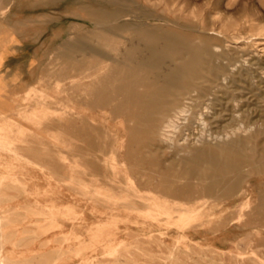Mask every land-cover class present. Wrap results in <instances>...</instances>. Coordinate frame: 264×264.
<instances>
[{
  "label": "bare ground",
  "instance_id": "6f19581e",
  "mask_svg": "<svg viewBox=\"0 0 264 264\" xmlns=\"http://www.w3.org/2000/svg\"><path fill=\"white\" fill-rule=\"evenodd\" d=\"M115 1L129 3V0ZM7 2L0 0L3 4ZM112 15L123 21L116 26L117 30L136 29L128 43L111 31L98 34L99 39L90 47L91 56L98 58L92 72L85 67L79 73L80 78H70L64 86L58 77L52 83L39 82L30 88L27 101L4 115L12 129H0V229L8 217L4 215L16 208L20 198L23 207L30 206L29 185L35 170L49 176L56 174L50 160H38V156L58 158L74 173L67 178L69 185L85 201L97 205L100 212L99 218L91 215L100 221L96 229L113 222L135 224L131 222L133 213L140 215L141 226L160 229L150 235L157 240L164 233L161 231L164 225L167 231H173L178 224L183 238L182 230L189 225L213 228L231 223L241 227L257 221L264 224V62L245 58L248 52L227 49L225 42L233 41L234 37L223 35L222 44H217L212 42L217 35L207 39L197 30L192 35L172 22L161 27L157 21L136 22L119 11ZM100 25L105 24H95ZM134 37L143 41V49L149 55L144 50L141 55L135 54L139 44ZM166 57L170 63L165 62ZM61 69L50 72L51 76L68 75V69ZM63 92L65 97L60 96ZM121 116L128 119L123 130L117 128L121 121H115ZM45 119L63 124L68 138L50 136L54 140L50 147L36 144L33 141L39 132L36 128ZM100 127L114 140L108 157L101 159L73 149L69 133H77L84 140L85 134L97 132ZM126 140L130 144V150L126 151L129 162L121 158L125 154L120 151ZM77 157L98 160L105 169L101 175L113 187L98 184L97 179L83 178L89 175V169ZM150 186L153 194L141 193ZM234 200L240 201L231 205ZM11 201L15 203L6 205ZM229 207L236 214L225 216ZM119 208L124 211L121 216L116 215ZM170 209L178 213L173 215ZM216 211L221 214L215 216ZM217 238L245 251L224 236ZM1 243L0 264H8L1 255ZM136 247L146 256L165 253V262L177 261L182 254L177 245L167 252L156 253L147 247ZM210 248H203L202 252H209ZM250 250L253 263L264 264L261 255L264 246ZM232 254L228 264H239L237 255Z\"/></svg>",
  "mask_w": 264,
  "mask_h": 264
},
{
  "label": "rangeland",
  "instance_id": "374dc122",
  "mask_svg": "<svg viewBox=\"0 0 264 264\" xmlns=\"http://www.w3.org/2000/svg\"><path fill=\"white\" fill-rule=\"evenodd\" d=\"M7 1L8 4L0 3V129L3 131L12 129L5 121L4 115L27 101L32 86L39 82L52 83L56 77L64 86L71 79L80 78L79 73L83 72L85 67L91 68L88 71H93L92 67L96 65L98 58L91 56L90 47L99 39L98 34L111 31L116 36L124 37L125 43L130 41L132 34L137 32L136 29L126 27L117 30L116 26L123 21L113 17L114 11L132 16L136 22L157 21L161 27H166L167 22H172L178 27L182 26L184 31L192 35H195L193 31L197 30V33L207 39L211 35H217L218 38L212 40L217 44H222L223 35L234 37V42H225L227 49L240 53L248 52L245 58H258L259 62H264V0H129L127 4L115 0ZM96 23L105 25L95 26ZM235 33L236 35H233ZM134 40L139 44L135 54L141 55L144 50L143 41L137 37H134ZM120 49L123 50L124 46L120 45ZM144 52L145 55L148 54L147 51ZM164 60L170 63L169 57ZM59 68L63 71L68 69V75L51 76L50 72H56ZM64 93L60 96L65 97ZM118 120L121 121V127L118 124L117 128L125 129L127 117L121 116L115 121ZM36 129L39 131L33 139L36 144H46L50 147L54 141L50 136L68 138L63 131V124L51 123L48 119L43 120ZM68 135L75 151H87L94 157L106 158L113 149L114 140L106 135L103 127L97 132L85 134L84 140H81L77 133ZM121 144V154H125L121 158L129 162L126 151L130 150V144L127 140ZM37 159L50 160L49 165L56 174L49 176L35 170L29 185L32 194L28 195L27 202L31 201L30 206L23 207V199L20 198L16 208L4 215L8 216V219L6 221L5 218L1 223V255L6 257L8 264H228L233 252L237 255L239 264H258L253 263L250 255V248L258 250L264 246V224L258 221L246 227L237 223L213 228L209 225H189L182 230L185 235L183 238L180 237L178 224L173 231H167L164 225L161 229L164 233L160 234L157 240L151 239L150 235L157 234L160 229L141 226L140 215L133 213L131 222L135 224L113 222L103 225L102 229H96L100 221L93 219L91 215L96 214L99 218L100 212L97 211V205L85 201L69 185L67 178L74 173L68 171L67 165L58 158L38 156ZM76 159L83 161L89 169V175L83 177L77 174L78 177L97 179L96 183L113 187L108 179L101 175L105 169L98 160H82L79 157ZM121 175L124 177V174ZM259 178L257 176L255 180L258 181ZM155 180L159 181V178ZM151 188L152 186L143 188L141 193L150 194ZM125 194L130 195L129 191ZM155 197L161 200L160 195ZM164 199L168 200V196L164 195ZM239 201L234 200L230 204L234 205ZM10 203L15 202H7L6 205ZM122 209L119 208L116 215L121 216L120 213L124 212ZM228 210L224 212L225 216L236 214L233 207ZM51 211L53 213H50ZM169 212L173 215L178 213L172 209ZM220 214L219 211L214 212L215 216ZM51 215L55 216L56 221ZM248 232H251L250 236L247 235ZM222 236L244 248L249 254L242 255L245 251H239L240 248L235 249L227 242H219L221 238L217 237ZM136 245L147 247L155 253L158 250L167 252L177 245L182 254L177 261L165 262V253H157L155 257L146 256ZM209 247V252H202L203 248ZM212 247H215V250ZM229 248L232 250L229 251ZM261 255L264 257V250Z\"/></svg>",
  "mask_w": 264,
  "mask_h": 264
}]
</instances>
